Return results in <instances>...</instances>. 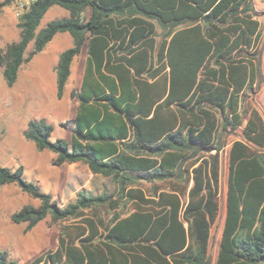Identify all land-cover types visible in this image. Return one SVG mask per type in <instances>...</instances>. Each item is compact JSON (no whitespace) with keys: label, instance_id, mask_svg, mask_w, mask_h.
<instances>
[{"label":"trees","instance_id":"1","mask_svg":"<svg viewBox=\"0 0 264 264\" xmlns=\"http://www.w3.org/2000/svg\"><path fill=\"white\" fill-rule=\"evenodd\" d=\"M14 0L0 1V13ZM52 6L69 12L36 32ZM90 13L85 18V12ZM19 39L0 49L12 87L22 64L57 33L73 45L56 67L62 97L72 60L88 57L69 141H50L52 126L33 119L23 133L52 165L81 162L110 177L114 193H76L60 207L0 166V186L16 185L37 207L11 215L31 230L50 217L62 225L44 264H212L211 225L218 214L219 153L242 125L240 98L263 82L253 0H35L18 17ZM158 29L160 33H158ZM32 43L31 51L25 56ZM225 214L213 264H264V119L251 109L228 154ZM151 185L148 194L139 187ZM121 201L131 205L124 217ZM101 210L112 213L106 219ZM0 264H18L0 250Z\"/></svg>","mask_w":264,"mask_h":264},{"label":"rangeland","instance_id":"2","mask_svg":"<svg viewBox=\"0 0 264 264\" xmlns=\"http://www.w3.org/2000/svg\"><path fill=\"white\" fill-rule=\"evenodd\" d=\"M15 4L16 0L3 8L0 13V31L3 29L11 31L17 28L18 18L15 16ZM253 7L254 17L259 22L261 32L258 51L262 60L263 82L260 85L253 84L250 89L245 90L240 98L239 112L242 125L227 132L224 138L225 145L219 153V181L216 197L218 214L211 225L208 251L212 264L217 256L225 214L229 149L234 141L241 140V130L251 109H256L264 119V0H253ZM67 16L68 12L64 9L57 6L52 7L41 19L36 32L44 28L48 22ZM158 33H160L159 29ZM31 49L32 43L28 45L25 56ZM45 85L43 92L47 94V98L53 97L54 84L50 85L47 79ZM13 87L6 86L0 68V166L12 171L22 167L23 178L27 182L35 183L41 192L50 194L60 207L73 202L76 193L80 190H85L93 195L101 192L114 193L115 185L110 177L91 174L83 163L63 164L60 167H55L51 160L55 158L54 153L39 152L33 143L23 138L22 133L26 130L27 123L36 118H30L31 114L35 113L29 110L27 105H20L16 102L19 94L15 93ZM63 118L50 116L46 119V123L53 127L50 141L69 140L70 128L73 126L72 121H67V116ZM139 187L148 194L151 185L141 182ZM25 205L37 207L39 201L23 193L16 185L0 186V250H5L9 257L18 264H44L43 261L36 262L37 259L56 250L60 228L68 223L53 221L50 217H46L27 231L26 224H14L10 218L13 213ZM131 212V205L123 201L116 211L122 217ZM101 215L108 219L112 213L101 210Z\"/></svg>","mask_w":264,"mask_h":264},{"label":"crops","instance_id":"3","mask_svg":"<svg viewBox=\"0 0 264 264\" xmlns=\"http://www.w3.org/2000/svg\"><path fill=\"white\" fill-rule=\"evenodd\" d=\"M52 7L49 9L51 10ZM89 13V10L85 12V18L88 17ZM68 17L69 12L68 16L63 18ZM19 35L20 30L18 28H15V30L11 31L6 29L1 30L0 49H5L8 44L18 41ZM72 45L73 41L70 34L66 32L57 33L40 53L35 55L28 62L22 64L19 68L17 80L15 82L16 85L14 84V87H12L14 88L15 93L19 94L18 100L16 102H18L20 105H27L29 110L35 113L31 114L30 118L32 117L33 119L35 117L36 119H43L47 121L46 119L50 116H61L62 119H64V116H67V121H73L77 113L78 101L71 97V93L79 91L81 88L88 57L87 45H84L80 53L72 60L70 66V75L64 87L62 97L58 99L56 96V67L58 64V59L60 54L63 51L71 48ZM47 79L50 85L54 84L55 86V92L51 98H47V94L43 92V88L46 86L45 80ZM70 129L72 135V128ZM71 135L69 140L71 139ZM53 159L54 158L51 160ZM79 163L81 162L70 165H77Z\"/></svg>","mask_w":264,"mask_h":264},{"label":"built area","instance_id":"4","mask_svg":"<svg viewBox=\"0 0 264 264\" xmlns=\"http://www.w3.org/2000/svg\"><path fill=\"white\" fill-rule=\"evenodd\" d=\"M35 0H16V11L15 16L18 18L22 13H24Z\"/></svg>","mask_w":264,"mask_h":264}]
</instances>
